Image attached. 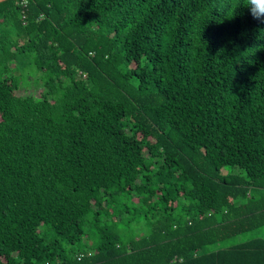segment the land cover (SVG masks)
I'll use <instances>...</instances> for the list:
<instances>
[{
  "label": "trees",
  "instance_id": "trees-1",
  "mask_svg": "<svg viewBox=\"0 0 264 264\" xmlns=\"http://www.w3.org/2000/svg\"><path fill=\"white\" fill-rule=\"evenodd\" d=\"M22 1L0 0V264H264V237L229 243L264 228V23Z\"/></svg>",
  "mask_w": 264,
  "mask_h": 264
},
{
  "label": "clouds",
  "instance_id": "clouds-1",
  "mask_svg": "<svg viewBox=\"0 0 264 264\" xmlns=\"http://www.w3.org/2000/svg\"><path fill=\"white\" fill-rule=\"evenodd\" d=\"M241 5L248 9L254 20L264 23V0H241L238 7Z\"/></svg>",
  "mask_w": 264,
  "mask_h": 264
},
{
  "label": "rangeland",
  "instance_id": "rangeland-1",
  "mask_svg": "<svg viewBox=\"0 0 264 264\" xmlns=\"http://www.w3.org/2000/svg\"><path fill=\"white\" fill-rule=\"evenodd\" d=\"M27 78H28V80H29V82L31 84L30 88H32L34 82H33V80H32L30 75ZM29 82L27 81V83H29ZM31 90L35 91L36 93L39 92V91L37 92L36 89H33V88ZM0 119H1V117H0ZM259 236L264 237V228H261V229H258V230H255V231L248 232L246 234L237 236V237L233 238L229 243L230 244L241 243V242L246 241L248 239H252V238H255V237H259Z\"/></svg>",
  "mask_w": 264,
  "mask_h": 264
},
{
  "label": "built area",
  "instance_id": "built-area-1",
  "mask_svg": "<svg viewBox=\"0 0 264 264\" xmlns=\"http://www.w3.org/2000/svg\"><path fill=\"white\" fill-rule=\"evenodd\" d=\"M27 3H28L27 0H23V1H22V4H23L24 6H27Z\"/></svg>",
  "mask_w": 264,
  "mask_h": 264
}]
</instances>
